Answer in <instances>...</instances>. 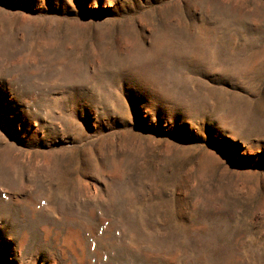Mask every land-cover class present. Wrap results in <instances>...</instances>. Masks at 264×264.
Here are the masks:
<instances>
[{"label":"rangeland","instance_id":"1","mask_svg":"<svg viewBox=\"0 0 264 264\" xmlns=\"http://www.w3.org/2000/svg\"><path fill=\"white\" fill-rule=\"evenodd\" d=\"M0 264H264V0H0Z\"/></svg>","mask_w":264,"mask_h":264}]
</instances>
